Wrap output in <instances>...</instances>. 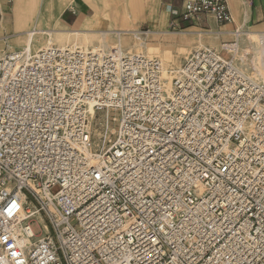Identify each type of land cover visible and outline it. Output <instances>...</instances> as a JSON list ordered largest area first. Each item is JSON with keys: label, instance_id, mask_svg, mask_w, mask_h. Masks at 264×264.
I'll list each match as a JSON object with an SVG mask.
<instances>
[{"label": "built area", "instance_id": "1", "mask_svg": "<svg viewBox=\"0 0 264 264\" xmlns=\"http://www.w3.org/2000/svg\"><path fill=\"white\" fill-rule=\"evenodd\" d=\"M208 16L233 22L228 0L182 1ZM233 56L194 49L169 93L120 45L1 57L0 264H264V84Z\"/></svg>", "mask_w": 264, "mask_h": 264}, {"label": "crops", "instance_id": "2", "mask_svg": "<svg viewBox=\"0 0 264 264\" xmlns=\"http://www.w3.org/2000/svg\"><path fill=\"white\" fill-rule=\"evenodd\" d=\"M125 2L123 22H126L129 27L133 26L137 29L138 35L146 45V39L151 34L162 33L166 35H186L188 33L197 36L198 43L194 46L195 49L210 47L220 50L228 46L238 45L246 49L247 45L252 44L254 37L264 38V30H251L249 29L250 23H254L256 26H262L264 29V0H253V6L247 0H228L229 8L233 17V23L235 28L228 30H216L210 29L207 31H170L167 29L155 30V19L157 17L154 5L148 4V16L150 19V29L147 31H141L136 27V21L139 18L137 11L131 10L129 5H126L128 0H14L13 11L4 12L0 18V32H10L16 30V35L13 37H23L20 40L14 41L10 44V48H20L26 45L31 40V31L35 34L47 35V40L50 44L56 43L63 46H69L70 43L76 41L78 43H95L103 44L100 47H106V43L109 40V34L107 30L114 29V25L110 23V19H116L118 21L120 14L116 11L109 12L110 2ZM139 4H142V0H137ZM163 3V10L161 12V19L156 22L157 27L167 22V18L170 22L178 27L187 29L192 27L193 24L190 20L178 17L181 4L183 0H160ZM175 2L177 4H175ZM129 4V3H128ZM113 15V16H110ZM108 18V19H107ZM131 18V19H130ZM208 21H213L211 16H208ZM59 19L61 26L67 28H75L80 26L78 29H56L51 26L56 20ZM128 19V20H127ZM215 27H225L228 24H219L213 21ZM51 31V32H49ZM238 31V32H237ZM35 35V39L36 36ZM232 35L235 37L236 45H230L231 42L223 41L221 36ZM122 36V35H121ZM211 37L208 42H205L204 37ZM199 37V38H198ZM12 36L4 38V40L11 39ZM94 38H99L95 41ZM118 45L126 43L127 37H115ZM129 40L130 37H129ZM97 45H81L97 47ZM249 49V47H247ZM108 50V49H105ZM238 53L235 54V59L240 63H243L241 58H237ZM3 54H0V57Z\"/></svg>", "mask_w": 264, "mask_h": 264}, {"label": "rangeland", "instance_id": "3", "mask_svg": "<svg viewBox=\"0 0 264 264\" xmlns=\"http://www.w3.org/2000/svg\"><path fill=\"white\" fill-rule=\"evenodd\" d=\"M251 6H253V0H247ZM142 4H139V2L137 0H128L126 5H129L131 10H136L139 18L136 21V27L138 29H140L141 31H147L150 29V19L148 16V4H152L154 5V10H156V14L157 17L155 19V25L156 27L155 30H161V29H167L170 31H199V30H210V29H216V30H228V29H233L235 28V25L233 22H231L230 24L226 25L225 27H215V24L213 23V21H205L202 24L199 25H193L192 27H189L187 29H184L183 27H178L175 24L170 22V19L172 18V14H171V18H167V22H165V24H162L160 27H157L156 22H158L159 19H161L160 15L161 12L163 10V3L160 0H142ZM129 3V4H128ZM105 6H107V4H110V8L112 7V9L109 10V12H113L116 8V11L120 14L118 21L117 22H110L112 24V26L114 25V29L116 30H124L126 29L127 31H125L123 34H118V35H112L109 34V40L107 41L106 45H110L112 48L115 45H118L116 43V38L115 37H127V39L129 40V37L131 40V42L127 43V45H144L143 47H141L138 51L140 52H128V50L130 48H128V50L126 52L128 53H142L145 54L147 56H150L152 58L158 59L161 63H162V67H173L174 70L181 65V63L183 62V60L187 57V55H189L191 53V51H193L195 48L194 46L198 43L197 36L196 35H192L190 33L186 34V35H180V34H175V35H166V34H162V33H156V34H150L147 39H146V45L144 44V42L141 40V38L138 35L137 29H135L134 27H129L127 25L126 22H123V17L121 15H123L124 13V8H125V2L124 1H120V2H110V3H104ZM175 4H177L175 2ZM13 5H14V0L12 3V7L11 10L9 11L10 13L13 11ZM4 14V13H3ZM113 16V15H110ZM108 19V18H107ZM110 19V17H109ZM128 20V19H127ZM125 21V20H124ZM53 28L56 29H66L67 27L61 26L59 19L56 20V22L53 24L52 23ZM80 26H77L75 28H67V29H78ZM249 29L251 30H264L262 26H256L254 23H250ZM137 34V35H136ZM16 35V30H12L10 32H5L4 30L0 32V54H6L8 52H13V51H20L18 48H10V44L14 41L20 40L23 37H13ZM37 35V34H36ZM122 35V36H121ZM12 36L11 39H8L7 41L4 40V38ZM211 37L209 36H205L204 40L205 42H208V40H210ZM221 39L223 41H227V42H231V43H235V37L232 35L229 36H221ZM95 41H98L99 38H94ZM47 42V35L45 34H41L39 33L36 36V43H37V47H33V52L38 51L39 49H41L40 47L44 46L45 43ZM252 42L257 43V45L261 46L260 51H258L256 54L251 51L250 49H248L247 47H249L248 45L245 48H242V52H239V54L237 55V58H241L243 60V63H236V65H238V67H240V69H242L241 71L244 72L247 76H249L251 79L255 80V79H260L264 76V38L261 37H254ZM56 44V43H53ZM56 45H60V44H56ZM63 46V45H62ZM145 46H150V48L146 49ZM82 49H94V50H105V49H109L107 46L106 47H100V45H97V47H91V46H83V47H79ZM215 49V48H214ZM144 50V51H143ZM125 51V50H124ZM31 52V53H33ZM3 55V56H4ZM221 55L224 59H229L230 55L223 50L221 52ZM175 74V71L173 73H171V79L173 78ZM162 78L164 81V73L162 71ZM256 81V80H255ZM102 115L98 116L97 119L102 118ZM116 117L117 120L114 121L113 118ZM118 119H119V111H111L109 113L108 116V123L109 126H111V128H113L114 126H116L118 124ZM94 134L97 135L98 134V129L97 126H93L92 127ZM59 189V186H53L51 188V191L53 193H55L57 190ZM39 220L41 221V218L39 217ZM73 221V220H71ZM32 230L34 231V233H38L40 231V227L37 223H32L31 224Z\"/></svg>", "mask_w": 264, "mask_h": 264}, {"label": "bare ground", "instance_id": "4", "mask_svg": "<svg viewBox=\"0 0 264 264\" xmlns=\"http://www.w3.org/2000/svg\"><path fill=\"white\" fill-rule=\"evenodd\" d=\"M131 19V18H130ZM110 20V22H115L116 21V19H114V18H112V19H109ZM133 27V26H132ZM125 31H127L126 29H124V30H116V29H110V30H107L106 31V33H108V34H112V35H120V34H123ZM35 32H37L38 33V31H35ZM35 32H32L31 31V34H30V37H31V40L30 41H28L27 42V44L26 45H23V46H21L20 48H19V50L20 51H23V52H25V53H30V52H33V47H37V43H36V39H35ZM49 32H51V31H49ZM238 32V31H237ZM137 35V34H136ZM199 38V37H198ZM127 41H126V43H124V44H121L120 46L122 47V49L123 50H125V52L128 50V48H130L129 50H128V52H137L141 47H143L144 45H127V43H129V42H131V41H129L128 39H126ZM107 44V43H106ZM48 45H51L50 44V42H48V40H47V42L45 43V45L44 46H42V47H40V48H44V47H46V46H48ZM81 45H97V44H95V43H84V44H82V43H78V42H76V41H74V42H72V43H70L69 44V46L70 47H82ZM99 45V44H98ZM100 45H103V44H100ZM230 45H236V41H235V43H232V44H230ZM249 46V49L251 50V51H253L255 54L258 52V51H260V49H261V46L260 45H257V43H255V42H252V44L251 45H248ZM107 47L108 48H110L111 46L110 45H107ZM145 48L147 49H149L150 48V46H145ZM203 48H210V47H203ZM228 48V50L229 51H231V52H233V59H232V62H233V64L238 68V69H240V67H238V65H236V63H237V61H236V59H235V54H236V52L238 53V51H239V49H241L242 50V46H239L238 45V49H237V51H236V46H228L227 47ZM142 49V48H141ZM198 49H200V48H198ZM92 50H94V49H92ZM240 50V52H242ZM96 51V50H95ZM102 51H106V50H102ZM144 51V50H143ZM128 52H126V53H128ZM138 52H140V51H138ZM131 54V53H130ZM142 54V53H141ZM4 55V54H3ZM3 55L1 56V57H3ZM143 55H145V54H143ZM146 57H149V58H152V57H150V56H147V55H145ZM0 57V58H1ZM179 68V67H178ZM178 68H177V70H178ZM177 70L175 69L174 70V68L173 67H165V68H163V73H164V86H165V91H166V93H169L170 91H171V82H172V79L174 78V76L176 75V73H177ZM240 70H242V69H240ZM175 71V74H174V76H173V78L171 79V73H173ZM243 71V70H242ZM256 80V82L257 83H263L264 84V76L262 77V78H260V79H255ZM254 80V81H255ZM100 115H102L101 117L102 118H99V119H97L96 118V120L98 121V122H101V123H104L105 122V114H100ZM92 116H94V115H92ZM39 215L37 216V218L39 219ZM41 218V217H40ZM18 232L20 233V234H22V232H21V230H18ZM22 242H24V243H26V242H28V240L25 238V236H23L22 235Z\"/></svg>", "mask_w": 264, "mask_h": 264}]
</instances>
